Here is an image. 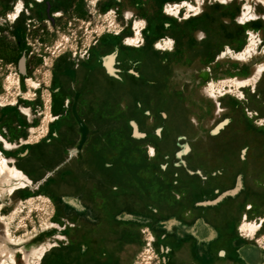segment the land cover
Returning <instances> with one entry per match:
<instances>
[{"label":"rangeland","instance_id":"1","mask_svg":"<svg viewBox=\"0 0 264 264\" xmlns=\"http://www.w3.org/2000/svg\"><path fill=\"white\" fill-rule=\"evenodd\" d=\"M0 157V264H264V0H0Z\"/></svg>","mask_w":264,"mask_h":264},{"label":"bare ground","instance_id":"2","mask_svg":"<svg viewBox=\"0 0 264 264\" xmlns=\"http://www.w3.org/2000/svg\"><path fill=\"white\" fill-rule=\"evenodd\" d=\"M92 3V2H91ZM182 5V4H181ZM199 5V4H198ZM167 7V6H166ZM196 8V7H195ZM168 9V8H167ZM175 9V8H174ZM179 9V8H178ZM187 9V8H186ZM251 10V9H250ZM187 11V10H186ZM194 11V10H193ZM168 13H169V11H168ZM12 16V15H11ZM16 17V16H15ZM188 17V16H187ZM248 20V19H247ZM251 20H253V19H251ZM139 25L140 24H134V26H133V32H134V40L133 41H137L138 40V36H139V33H140V30H139V28H142V27H139ZM253 35V34H252ZM128 41H129V39H128ZM132 43V42H131ZM159 44V43H158ZM138 45V44H137ZM249 45V44H248ZM131 46V45H130ZM133 46V45H132ZM162 46V45H161ZM252 46V45H251ZM165 47V46H164ZM170 48H172V47H170ZM231 53V52H230ZM247 83V82H246ZM246 85V84H245ZM240 86V85H239ZM239 86H237V87H239ZM241 86H243V84L241 85ZM212 87V86H211ZM232 91V90H231ZM237 91V90H236ZM235 92V91H234ZM239 93V92H238ZM242 97V96H241ZM0 159H1V157H0ZM7 167V165H6V163L4 162V161H1L0 162V168L1 169H4V168H6ZM1 169H0V171H1ZM9 170V169H8ZM11 172H12V177L13 178H15V180L16 179H19V180H21L20 178H23V175L21 174V172H19L18 170H16V169H11ZM13 178H11V179H13ZM26 179V178H25ZM14 180V179H13ZM24 180V179H23ZM23 180H21V181H23ZM27 180V179H26ZM12 181V180H11ZM19 182V181H18ZM25 182V181H24ZM27 182H28V180H27ZM11 183V182H10ZM26 183V182H25ZM27 184V183H26ZM25 184V185H26ZM30 184V183H29ZM28 186V185H27ZM24 186H23V184L20 182L19 184H17L16 186H14V190L15 189H21V188H23ZM4 188V187H3ZM12 190V189H11ZM31 203V202H30ZM32 205V204H31ZM15 211V210H14ZM14 213V212H13ZM1 219V218H0ZM245 219V218H244ZM8 222V221H7ZM262 222L263 221H261L260 223H256V224H252V223H248L247 221H244L242 224H241V226H240V228H239V230L241 231V236H243V237H251V236H253L255 233H257L258 231H260V229L262 228ZM2 223V222H1ZM6 225V224H5ZM6 231V230H5ZM4 231V232H5ZM240 231H239V233H240ZM5 234V233H4ZM149 239V238H148ZM12 240V239H11ZM152 241V240H151ZM147 252V251H146ZM42 255V254H41ZM12 261V260H11ZM12 263V262H11Z\"/></svg>","mask_w":264,"mask_h":264}]
</instances>
